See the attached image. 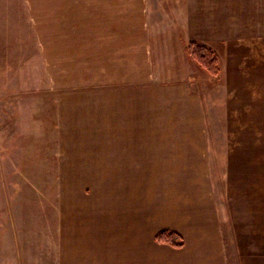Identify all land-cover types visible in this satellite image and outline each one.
<instances>
[{
  "label": "rangeland",
  "instance_id": "obj_1",
  "mask_svg": "<svg viewBox=\"0 0 264 264\" xmlns=\"http://www.w3.org/2000/svg\"><path fill=\"white\" fill-rule=\"evenodd\" d=\"M142 2L0 0V264H54L70 207L66 188L60 192L68 171L60 169L58 98L68 83L79 90L93 81L95 71L83 66L108 51L99 31L111 26L102 21L140 18L134 9ZM149 2L156 60L166 67L179 58L178 71L164 68V80L177 75L200 97L196 128L205 131V176L227 264H264V0ZM191 38L218 53L217 75L189 56ZM91 40L97 48L86 51L95 56L83 57ZM245 227L252 235L236 238Z\"/></svg>",
  "mask_w": 264,
  "mask_h": 264
},
{
  "label": "crops",
  "instance_id": "obj_2",
  "mask_svg": "<svg viewBox=\"0 0 264 264\" xmlns=\"http://www.w3.org/2000/svg\"><path fill=\"white\" fill-rule=\"evenodd\" d=\"M149 5H136L140 18L102 21L111 26L99 31L108 51L83 66L93 68V81L79 90L68 83L58 98L60 169L68 171L60 192L66 188L70 207L61 216L54 264H227L205 176V131L196 128L203 123L200 97L177 75L164 80V68L178 71L179 58L166 67L156 60ZM83 48V57L95 56L86 51L97 48L93 42ZM161 231L180 234L183 246L157 243ZM235 232L252 235L246 227Z\"/></svg>",
  "mask_w": 264,
  "mask_h": 264
},
{
  "label": "trees",
  "instance_id": "obj_3",
  "mask_svg": "<svg viewBox=\"0 0 264 264\" xmlns=\"http://www.w3.org/2000/svg\"><path fill=\"white\" fill-rule=\"evenodd\" d=\"M189 56H191L199 65L205 68L213 75H217V66L219 62L218 53L211 47L202 45L197 41H190L188 45ZM156 242L169 244L177 248L183 246L181 235L172 231H162L156 238Z\"/></svg>",
  "mask_w": 264,
  "mask_h": 264
}]
</instances>
